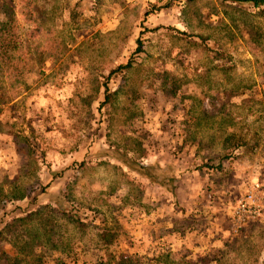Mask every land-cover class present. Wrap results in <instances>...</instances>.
Wrapping results in <instances>:
<instances>
[{"label": "rangeland", "instance_id": "rangeland-1", "mask_svg": "<svg viewBox=\"0 0 264 264\" xmlns=\"http://www.w3.org/2000/svg\"><path fill=\"white\" fill-rule=\"evenodd\" d=\"M12 7L9 17L0 5V96L8 100L0 105V165L4 148L14 154L27 140L24 185L49 184L38 200L58 208L69 185L82 214L79 226L69 213L14 223L30 200L4 204L0 264H96L109 253L135 264H264V5L12 0ZM129 60L133 69L109 80L113 106L98 111L102 83ZM220 62L225 69H215ZM238 84L245 102L231 93ZM221 106L246 140L227 158L199 115ZM211 158L220 169L208 167ZM251 190V213H235Z\"/></svg>", "mask_w": 264, "mask_h": 264}, {"label": "trees", "instance_id": "trees-1", "mask_svg": "<svg viewBox=\"0 0 264 264\" xmlns=\"http://www.w3.org/2000/svg\"><path fill=\"white\" fill-rule=\"evenodd\" d=\"M220 1L222 2H225V1L250 2L254 7H260L264 5V0H220ZM0 5L4 8L3 12H5L9 17H11V14L13 13L12 0H0ZM136 44L137 46H136L134 53H139L141 51V46H142L141 40L137 39ZM212 53L213 55L217 57L221 56V54H219L218 52L213 51ZM132 65H133V61L129 60L125 64L118 65L116 68H114L113 70L109 72L106 81L103 82L101 85L103 88L101 92L102 99H101V102L99 103V106L97 107L98 111L102 107H106V106L112 107L114 100L116 98L115 96L117 92L111 91L108 87L110 78L112 76H115V74L130 71L131 69H133ZM225 66L226 64L224 62H220L218 64H215L214 67L215 69H225ZM241 88H245V86L243 85L240 86V84H238L237 87L231 88L232 90L231 93L238 94L239 97L242 98V101L245 102L248 98H243L245 93L241 90ZM99 89H100V86H96L93 90L95 92V95L88 96L86 99H84L86 108H90L92 106V102L97 97L96 94L98 93ZM245 95L247 97H250L247 94ZM7 102L8 100H3V97L0 96V105H5ZM225 112L226 111L224 110V107L221 106V107H218L216 112H213V110H209V111L202 110L199 114L203 121H205L206 119L208 120V125L212 124V127L209 128V129H212V131H215L212 137H214V135L217 134V136L214 137L213 139V143H214V140H216L218 137L222 138V146H223L222 157L223 158L229 157L233 150L241 148L246 145V142H245L246 140H244L241 136H237L235 133L236 122L234 118H230L229 113L228 112L225 113ZM216 118L220 121H217ZM131 119L132 118L129 117L127 119V122L131 123L132 122ZM111 120H112V115L109 113L107 121L110 123ZM213 124H216V127H214ZM25 143L27 145L24 143H21L19 147L15 146L13 148L14 154H11L8 151L7 147L4 148V155L6 156L7 165L6 166L0 165V208H2L4 204H7V203L14 204V203L20 202L21 200L29 199L30 201L28 202V208L25 210H22L20 214L15 216L16 218H13L11 220L12 222L14 223L24 222V221L27 222V221L34 220L37 218L40 221L41 217L44 214H46L44 221L47 222L49 216H52V215L55 216L58 213H60L63 216V213H69V215L66 216L69 219V223H71V225L76 224V226L81 225L80 220L78 218L81 217L82 211H80V208H78V206H75L72 200L70 199V196H69L70 186L69 185L65 187L66 191H63L60 195L62 199V203L66 205L64 208H58L57 206L56 207L51 206V204L43 203L38 200V197H39L38 195L40 193L43 195L46 191V188L49 186V184L43 185L42 183L39 182L40 180H38L37 178L36 185L34 188L29 189L28 187L24 185V181L21 180L23 176L22 174L23 168L21 169V167L28 161V157H30L28 155L30 149L28 150V148L25 147L29 145L27 143V140H25ZM28 147L30 148V145ZM121 155L124 157H127L126 152ZM119 157L121 156L119 155ZM213 159L214 158H211L210 160L211 164L208 167H212L214 169H220V165H221L220 161L216 162L215 164V161H213ZM142 167L145 168V166H141V168ZM34 169L35 171L39 169L37 164ZM149 175L150 174H148V178H150L152 182H157V179L154 178V176H151V175L149 176ZM33 192L35 195L31 196ZM69 205L71 206V210L73 209L72 212H70V210L69 211L66 210V207ZM74 217H77V220L73 219ZM10 224L7 223L8 228L10 227L9 226ZM100 237L102 238L107 237V239L110 241L111 235L109 234V232L102 231L100 234ZM108 259H109V262L108 260L107 261L103 260L96 264H107V262L109 264H135L133 263L132 259H130L129 257L126 258L124 256H120V258L116 260L115 257L112 256L110 253L108 255ZM15 263L20 264V260H17Z\"/></svg>", "mask_w": 264, "mask_h": 264}, {"label": "built area", "instance_id": "built-area-1", "mask_svg": "<svg viewBox=\"0 0 264 264\" xmlns=\"http://www.w3.org/2000/svg\"><path fill=\"white\" fill-rule=\"evenodd\" d=\"M261 186L257 184V182H254L252 185V190H260ZM252 190L248 192V194L245 196L243 202H241L238 206V211L235 212L237 214L243 215V214H249L251 213V210L248 206V201L252 198Z\"/></svg>", "mask_w": 264, "mask_h": 264}]
</instances>
